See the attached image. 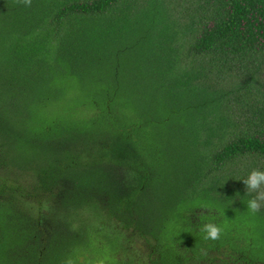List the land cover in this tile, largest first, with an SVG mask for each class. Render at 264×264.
Wrapping results in <instances>:
<instances>
[{
  "label": "trees",
  "instance_id": "obj_1",
  "mask_svg": "<svg viewBox=\"0 0 264 264\" xmlns=\"http://www.w3.org/2000/svg\"><path fill=\"white\" fill-rule=\"evenodd\" d=\"M253 169L264 0H0V264H264Z\"/></svg>",
  "mask_w": 264,
  "mask_h": 264
},
{
  "label": "clouds",
  "instance_id": "obj_2",
  "mask_svg": "<svg viewBox=\"0 0 264 264\" xmlns=\"http://www.w3.org/2000/svg\"><path fill=\"white\" fill-rule=\"evenodd\" d=\"M23 3L25 5L30 6L31 0H23ZM242 182L246 187L247 193H252V192L257 193V195L254 198L250 199L247 204L248 209L252 213H255L259 211L261 207L260 202L264 201V190H262V185H264V172L258 169H253L249 173L247 178L244 179ZM200 232L205 234L203 236L205 240L207 239L216 240L220 236L221 228L215 225L214 223H206L200 228ZM66 264H72V261L68 260Z\"/></svg>",
  "mask_w": 264,
  "mask_h": 264
}]
</instances>
